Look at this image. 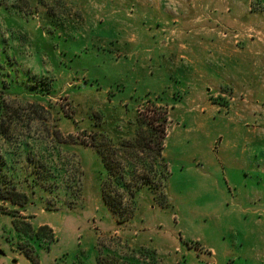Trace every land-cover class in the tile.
Masks as SVG:
<instances>
[{
    "label": "rangeland",
    "instance_id": "obj_1",
    "mask_svg": "<svg viewBox=\"0 0 264 264\" xmlns=\"http://www.w3.org/2000/svg\"><path fill=\"white\" fill-rule=\"evenodd\" d=\"M1 97L0 264H264V0H0Z\"/></svg>",
    "mask_w": 264,
    "mask_h": 264
},
{
    "label": "trees",
    "instance_id": "obj_2",
    "mask_svg": "<svg viewBox=\"0 0 264 264\" xmlns=\"http://www.w3.org/2000/svg\"><path fill=\"white\" fill-rule=\"evenodd\" d=\"M3 90L1 91L2 93L5 92L4 89L5 87L2 88ZM4 100H5V97H1L0 99V122L2 124H0V136H4L5 137V134L6 132L8 131L7 128L4 127V124H5V120L7 118H5V116L7 117V114H8V111L6 109H8L6 106H5V103H4ZM159 115V116H158ZM4 116V117H3ZM166 122H167V118L165 116H161V112L159 111V109H156L155 110V115L152 116L150 119H148V121L146 120H143V119H139L138 120V135H137V143L142 147V149H149L153 152V158H155V166L158 164V162L162 161L163 160V148H164V141H165V138H166ZM144 126H146L148 128V132L149 133V139H147L144 134H143V128ZM149 141V142H148ZM152 142L154 143V145H152ZM145 147V148H143ZM6 162V161H4ZM104 164L106 165L108 171L111 169L110 168V165L108 163V159H106V157L104 156ZM4 165L1 164L0 165V169L1 167ZM3 169V167H2ZM166 166H165V170H166ZM159 169H156L155 171H158ZM110 172V171H109ZM158 173V172H157ZM156 173V174H157ZM164 175H162L163 177L165 176V173H163ZM124 177V176H123ZM123 179L122 177H120L119 179H117V183L118 184H121V182H123ZM110 180L109 178H107V181ZM106 181V183H107ZM108 195L106 193V190L104 189V199H106V203L109 204V201L107 199ZM0 199L2 200H8L10 199L13 203L15 204H20L18 203V201H15L12 197H10L7 193H5V190L3 191L2 188L0 187ZM20 232L24 233V234H18V236H24L23 239L24 241L27 240V242H30L31 240H34V238H37L39 236V233L40 231L42 230H45V228H40L37 233L33 232V230L31 229V226L28 225L27 227V230L29 229V233L27 231H23L21 230V228H17ZM18 246L20 248H22L20 246V242L18 243ZM26 254H28V252H26Z\"/></svg>",
    "mask_w": 264,
    "mask_h": 264
}]
</instances>
